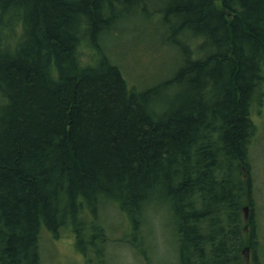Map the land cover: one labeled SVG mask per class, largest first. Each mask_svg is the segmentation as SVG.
I'll use <instances>...</instances> for the list:
<instances>
[{
	"label": "trees",
	"instance_id": "trees-1",
	"mask_svg": "<svg viewBox=\"0 0 264 264\" xmlns=\"http://www.w3.org/2000/svg\"><path fill=\"white\" fill-rule=\"evenodd\" d=\"M138 23L179 54L145 87L108 45ZM263 97L264 0H0V264H43V233L65 230L107 264L109 206L149 263L150 217L169 212L177 264H262Z\"/></svg>",
	"mask_w": 264,
	"mask_h": 264
},
{
	"label": "rangeland",
	"instance_id": "rangeland-1",
	"mask_svg": "<svg viewBox=\"0 0 264 264\" xmlns=\"http://www.w3.org/2000/svg\"><path fill=\"white\" fill-rule=\"evenodd\" d=\"M139 33L134 34V28ZM121 35L112 37L108 45L114 50L115 58L120 62L128 82L133 85L147 86L169 74V68L177 64V51L160 49L153 45L160 44L162 35L145 24L123 25ZM157 43V44H156ZM254 119L258 125V134L251 149V176L255 186V212L259 224L258 256L264 264V97L254 107ZM245 209V208H244ZM251 211V209H250ZM244 218L247 220L244 210ZM108 226V259L107 264H177L178 246L171 213H157L150 217L149 234L152 239L149 263L141 257L124 238L130 235V224L115 207L109 206L104 217ZM129 221V220H128ZM43 264H100L96 258L90 262L78 252L73 234L62 231L58 239L45 231L41 240Z\"/></svg>",
	"mask_w": 264,
	"mask_h": 264
},
{
	"label": "water",
	"instance_id": "water-1",
	"mask_svg": "<svg viewBox=\"0 0 264 264\" xmlns=\"http://www.w3.org/2000/svg\"><path fill=\"white\" fill-rule=\"evenodd\" d=\"M245 212H246V217L248 218L249 217V214H250V206H246L245 207ZM243 254L246 258V260L248 261V263L251 262V248L249 246H247L244 250H243Z\"/></svg>",
	"mask_w": 264,
	"mask_h": 264
},
{
	"label": "flooded vegetation",
	"instance_id": "flooded-vegetation-1",
	"mask_svg": "<svg viewBox=\"0 0 264 264\" xmlns=\"http://www.w3.org/2000/svg\"><path fill=\"white\" fill-rule=\"evenodd\" d=\"M251 255H252V253H251Z\"/></svg>",
	"mask_w": 264,
	"mask_h": 264
}]
</instances>
